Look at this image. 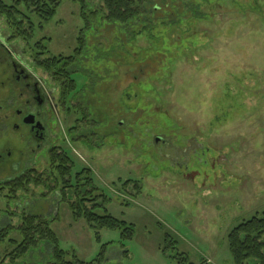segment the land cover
<instances>
[{
    "label": "rangeland",
    "instance_id": "rangeland-1",
    "mask_svg": "<svg viewBox=\"0 0 264 264\" xmlns=\"http://www.w3.org/2000/svg\"><path fill=\"white\" fill-rule=\"evenodd\" d=\"M195 1L211 15L155 37L125 40L111 26L87 32L77 55L86 59L67 68L76 86L66 107L62 81L31 51L41 41L42 58L74 55L84 27L79 3L62 0L31 43L0 16L6 46L17 44L16 59L55 88L58 124L34 166L46 182L12 202L0 197V228L18 226L25 212L45 214L60 246L85 264H234L229 232L264 211V0ZM54 148L69 153L74 175L90 168L109 213L135 225L132 237L101 229L99 242L75 219L62 182L48 175ZM13 172L0 165V179ZM50 248L42 243L16 264H42Z\"/></svg>",
    "mask_w": 264,
    "mask_h": 264
},
{
    "label": "trees",
    "instance_id": "trees-1",
    "mask_svg": "<svg viewBox=\"0 0 264 264\" xmlns=\"http://www.w3.org/2000/svg\"><path fill=\"white\" fill-rule=\"evenodd\" d=\"M73 1L79 3L80 17L84 22L75 54L42 58L48 52L44 44L41 47V41L36 42L31 51L37 66L47 71L56 81H62L60 100L64 107L67 106L69 96L76 86L67 68L75 60L81 64L86 59L78 56L87 47V32L111 26L117 38L134 41L142 34L155 37V31L160 28L180 26L191 20H203L208 17L207 14L211 15L210 12H204L201 4H196L195 0H100L103 4L96 7H93V0ZM203 1L209 3L210 0ZM61 4L62 0H0V16L5 17L14 37L31 43L37 27L42 29L43 23L56 15ZM205 9L210 11V5L205 6ZM34 18L38 19V22ZM13 48L18 54L23 55L17 44H14ZM49 159L48 175L55 177V182L56 180L62 182L61 199L68 201L75 219L83 218L88 222L95 230L99 242L101 229H122L128 232L127 236H133L135 232L133 223L109 213L105 206L108 198L95 185L90 168L84 167L74 175L72 173L74 162L69 153L64 150L58 152L56 148L51 151ZM35 174L37 176H34ZM42 177L37 169H31L13 180L0 184L2 195L0 197L12 202L17 198L20 189H28L31 183H45L47 179ZM69 195L73 196V201L67 198ZM50 222L51 219L45 217V214L25 212L18 226L0 228V243L10 244L8 249L0 251V264H6L7 260L11 264H16L19 259L26 257L33 249L39 248L42 243L51 246L42 264H85L78 258L76 252L71 254L60 246L59 238L51 228ZM13 233H17V236L15 237ZM228 245L234 264H264V211L233 227L228 234Z\"/></svg>",
    "mask_w": 264,
    "mask_h": 264
},
{
    "label": "flooded vegetation",
    "instance_id": "flooded-vegetation-1",
    "mask_svg": "<svg viewBox=\"0 0 264 264\" xmlns=\"http://www.w3.org/2000/svg\"><path fill=\"white\" fill-rule=\"evenodd\" d=\"M4 40L0 36V165L14 172L0 184L35 169L39 155L58 137L55 88L20 63V54ZM173 163L182 165L175 155Z\"/></svg>",
    "mask_w": 264,
    "mask_h": 264
},
{
    "label": "crops",
    "instance_id": "crops-1",
    "mask_svg": "<svg viewBox=\"0 0 264 264\" xmlns=\"http://www.w3.org/2000/svg\"><path fill=\"white\" fill-rule=\"evenodd\" d=\"M209 262V261H208Z\"/></svg>",
    "mask_w": 264,
    "mask_h": 264
}]
</instances>
